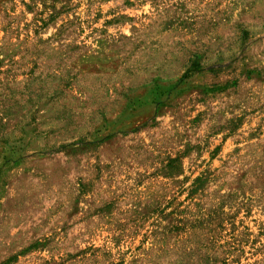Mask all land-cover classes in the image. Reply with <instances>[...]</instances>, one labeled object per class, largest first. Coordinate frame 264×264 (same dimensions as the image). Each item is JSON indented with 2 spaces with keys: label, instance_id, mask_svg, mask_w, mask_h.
Returning <instances> with one entry per match:
<instances>
[{
  "label": "rangeland",
  "instance_id": "obj_1",
  "mask_svg": "<svg viewBox=\"0 0 264 264\" xmlns=\"http://www.w3.org/2000/svg\"><path fill=\"white\" fill-rule=\"evenodd\" d=\"M0 264H264V0H0Z\"/></svg>",
  "mask_w": 264,
  "mask_h": 264
}]
</instances>
